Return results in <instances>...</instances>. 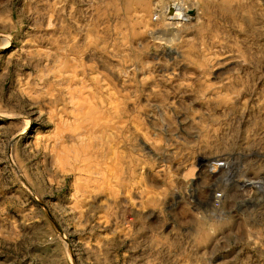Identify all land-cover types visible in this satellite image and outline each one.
Returning a JSON list of instances; mask_svg holds the SVG:
<instances>
[{
	"label": "rangeland",
	"instance_id": "374dc122",
	"mask_svg": "<svg viewBox=\"0 0 264 264\" xmlns=\"http://www.w3.org/2000/svg\"><path fill=\"white\" fill-rule=\"evenodd\" d=\"M0 264H264V0H0Z\"/></svg>",
	"mask_w": 264,
	"mask_h": 264
},
{
	"label": "bare ground",
	"instance_id": "6f19581e",
	"mask_svg": "<svg viewBox=\"0 0 264 264\" xmlns=\"http://www.w3.org/2000/svg\"><path fill=\"white\" fill-rule=\"evenodd\" d=\"M168 11H169V10H167V11L165 12V15H166L167 17H169L170 14H172V13H168ZM188 17H191V15L188 14ZM217 160H219V161H218V162H215V161H217ZM225 161H226V162H225ZM217 163L221 164V166H222V165L228 163V161H227V159H215V160H210V161L206 164V166L209 167L208 173H209L210 175H215V174H213V173H215V172H217V171L220 170V168H219V169L216 168L217 170H216V169H212L215 165H217ZM215 167H216V166H215ZM215 167H214V168H215Z\"/></svg>",
	"mask_w": 264,
	"mask_h": 264
},
{
	"label": "built area",
	"instance_id": "2783aa9c",
	"mask_svg": "<svg viewBox=\"0 0 264 264\" xmlns=\"http://www.w3.org/2000/svg\"><path fill=\"white\" fill-rule=\"evenodd\" d=\"M220 197H221V191L215 190L211 196L212 205H217L219 203Z\"/></svg>",
	"mask_w": 264,
	"mask_h": 264
},
{
	"label": "water",
	"instance_id": "95a60500",
	"mask_svg": "<svg viewBox=\"0 0 264 264\" xmlns=\"http://www.w3.org/2000/svg\"><path fill=\"white\" fill-rule=\"evenodd\" d=\"M171 12V10H169V13ZM188 14H190V15H192L193 14V11L191 10H189L188 12H187Z\"/></svg>",
	"mask_w": 264,
	"mask_h": 264
}]
</instances>
